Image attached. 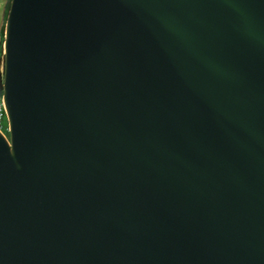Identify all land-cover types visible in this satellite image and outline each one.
I'll use <instances>...</instances> for the list:
<instances>
[{"label":"water","instance_id":"95a60500","mask_svg":"<svg viewBox=\"0 0 264 264\" xmlns=\"http://www.w3.org/2000/svg\"><path fill=\"white\" fill-rule=\"evenodd\" d=\"M0 264H264V0H11Z\"/></svg>","mask_w":264,"mask_h":264},{"label":"rangeland","instance_id":"374dc122","mask_svg":"<svg viewBox=\"0 0 264 264\" xmlns=\"http://www.w3.org/2000/svg\"><path fill=\"white\" fill-rule=\"evenodd\" d=\"M10 2L11 0H0V70H1L0 85L3 80V71H4V56H3L4 30H5L7 14L10 7Z\"/></svg>","mask_w":264,"mask_h":264},{"label":"built area","instance_id":"2783aa9c","mask_svg":"<svg viewBox=\"0 0 264 264\" xmlns=\"http://www.w3.org/2000/svg\"><path fill=\"white\" fill-rule=\"evenodd\" d=\"M0 135L8 141L6 110L2 92L0 90Z\"/></svg>","mask_w":264,"mask_h":264},{"label":"crops","instance_id":"0c3cea01","mask_svg":"<svg viewBox=\"0 0 264 264\" xmlns=\"http://www.w3.org/2000/svg\"><path fill=\"white\" fill-rule=\"evenodd\" d=\"M0 73H1V70H0Z\"/></svg>","mask_w":264,"mask_h":264},{"label":"trees","instance_id":"16d2710c","mask_svg":"<svg viewBox=\"0 0 264 264\" xmlns=\"http://www.w3.org/2000/svg\"><path fill=\"white\" fill-rule=\"evenodd\" d=\"M2 34H3V32H2Z\"/></svg>","mask_w":264,"mask_h":264}]
</instances>
